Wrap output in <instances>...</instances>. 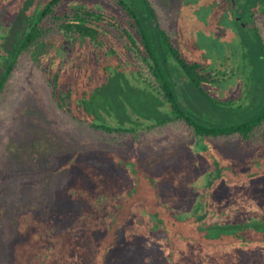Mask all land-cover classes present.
Masks as SVG:
<instances>
[{
	"label": "trees",
	"instance_id": "16d2710c",
	"mask_svg": "<svg viewBox=\"0 0 264 264\" xmlns=\"http://www.w3.org/2000/svg\"><path fill=\"white\" fill-rule=\"evenodd\" d=\"M110 1L114 3L111 6L98 0L84 3L33 0L31 5L27 4L32 8L26 18L15 22L12 41L5 35L2 42V48L6 49L0 62V97L15 69L30 58L44 74L55 109L99 132L107 142L127 136L135 139L139 132L178 123L193 137L205 140L233 137L248 140L264 129V98L260 95L258 101L251 99L257 101L253 102L255 109L244 114L241 99L213 91L215 83L230 79L233 70L211 69L209 64L184 53L180 41L160 20L153 1ZM263 2L256 4V10ZM249 11L255 12L252 7ZM253 31L255 39L248 43L245 37V41L255 43L264 65V41L257 27ZM66 46L73 58L65 51ZM177 74L216 113H221L222 121L202 119L187 109L181 100L182 83ZM104 89L106 95H102ZM253 89H248L249 94ZM261 89L264 93V85ZM136 90L142 92L148 103L156 101V105H150V112H143L146 105L134 106L129 95ZM163 105L167 108L161 109ZM140 107L143 111L136 109ZM140 118L149 122L141 125ZM207 144L219 146L214 142ZM25 148L20 157L25 165L14 169L0 167V264H107L108 249L133 202L126 200L125 190L133 177L125 163L109 155L107 159L117 163L116 171L102 172L92 161L77 163L78 153L67 155L66 164L60 166L54 164L53 154L49 158L38 154L42 151L38 145ZM205 149L208 150L207 146ZM208 151V157L212 158ZM258 157L263 161L261 168L247 175L242 169L234 176L221 168L226 186L230 188L249 174L255 178V173L263 171L264 155ZM112 160L105 161L108 170L113 168ZM61 167L67 170L65 179H55L58 183L51 184L49 190L43 189L46 176L51 180L58 178ZM215 183L206 179L203 184L200 203L197 202L202 206L200 213L197 215L196 208L182 227H172V221L177 220L171 218L167 233L183 229L182 234L204 242L222 236V242L231 244L239 239H234V230L240 229L245 240L264 242V218L255 220L253 208L242 206L244 210L240 211V205L235 208V224L220 225L224 232L216 233L210 237L212 240L198 234L199 228L208 227L206 222L215 216L212 196ZM147 209L151 211L150 206ZM168 212L171 211L161 209L156 222L163 223ZM227 231L231 237L226 235ZM258 264H264V260Z\"/></svg>",
	"mask_w": 264,
	"mask_h": 264
},
{
	"label": "rangeland",
	"instance_id": "374dc122",
	"mask_svg": "<svg viewBox=\"0 0 264 264\" xmlns=\"http://www.w3.org/2000/svg\"><path fill=\"white\" fill-rule=\"evenodd\" d=\"M32 1L0 0V62L6 49L2 48L5 35L12 41L14 24L29 15ZM43 1L45 0H41ZM84 1L86 0H73L75 3ZM98 1L109 6L114 4L110 0ZM151 1L159 13L160 20L171 35L180 41L184 53L189 57L210 64L208 54L216 53L214 55L223 58L220 62H228L226 69L233 70L231 75L228 72L231 78L219 81L215 85L219 89L216 93L241 99L244 114L247 110L255 109V101L252 100H257L260 95L264 98L261 89L264 85V65L254 42L246 46L241 44L240 37L234 31H238L235 19L228 21V16H225L222 23L212 22V15L207 16L210 9L207 6L216 0ZM258 1L262 0H254ZM239 2L243 11L253 4L252 0ZM27 4H30L29 7ZM241 22L243 21L238 22L239 26L242 25ZM257 25L264 41V16L258 17ZM247 40L249 43L250 37ZM66 49L68 56L73 58L69 46H66ZM198 49L207 56L197 54L195 51ZM227 53L230 56L229 61L225 60ZM235 54L240 55L238 63ZM213 65L223 70V67L216 63ZM177 76L179 77V74ZM179 81L182 83L179 85V93L187 109L202 119L222 121L221 113H216L202 95L195 93L190 86L188 88L187 83L180 77ZM249 88H255L251 94ZM103 91L102 95H106L107 89ZM129 97L134 106H148L144 111L141 107L136 108L145 114L151 111V104L156 105L155 100L148 103L142 92L137 90L130 93ZM126 103L128 107L129 103ZM160 108L166 109L167 106ZM226 118L224 117V121H227ZM235 119L239 118L235 116ZM140 122L141 125H146L149 121L140 118ZM207 142H214L219 146L208 147ZM35 144L42 148L38 154L48 158L53 154V160L56 162L53 163L60 166L66 164L67 155L78 153L77 163L92 161L102 172L116 171L117 163L107 159L109 155L118 162L125 163L126 170L133 177L125 190L126 200L129 198L130 202L133 199V202L129 214L124 215L125 219L116 231L114 244L108 249L107 264H258L264 260L263 240H245L240 229L234 230V239H239L233 240L231 244L222 242V236L214 240L210 238L215 237L216 233L224 232L220 225L235 224V208L239 205L240 211L244 210L242 206L253 208L255 220L264 218V170L255 173V178L249 174L250 176L238 180L230 188L223 181L225 175L221 174V168L232 172L234 176H238L241 169V172L247 175L253 169L256 171L261 168L263 161L258 156L264 155V129L248 140L238 137L205 140L193 137L184 125L178 123L157 127L151 132H139L135 139L127 136L107 142L99 132L76 123L55 109L43 72L35 62L26 58L15 69L6 91L0 97V167L14 169L25 165V160L20 158L21 154L25 147ZM56 146L57 149L54 148ZM206 146L209 151L205 149ZM203 150L213 157H208L207 152L203 153ZM107 160L114 162L110 170L108 164L105 166ZM122 163L121 165H124ZM121 170L118 168V172ZM66 172V168L61 167L58 178L53 180L47 175L43 189L49 190L51 184L58 183L55 179L64 180ZM206 179L216 182L212 195L215 216L213 220L206 222L208 227L199 228L200 232H197L212 241L204 242L191 237L192 235L182 234L183 229L167 233V223L171 218L177 220L172 221V227H182L189 221L187 219L190 218V213L196 208L197 215L200 213L202 206L198 203ZM149 206L150 212L147 209ZM163 208L171 212L165 214L163 223L156 222ZM175 223L180 224L176 226ZM230 234V231H227L228 237H231Z\"/></svg>",
	"mask_w": 264,
	"mask_h": 264
},
{
	"label": "flooded vegetation",
	"instance_id": "af4514ba",
	"mask_svg": "<svg viewBox=\"0 0 264 264\" xmlns=\"http://www.w3.org/2000/svg\"><path fill=\"white\" fill-rule=\"evenodd\" d=\"M211 2L209 4H212V5H208L207 4L208 6L207 5L206 6L210 8V9L207 8V9H209V11L207 12V16L209 14L212 15L211 16L212 22H214L215 24H219V22L222 23L224 17L228 16V18L226 19L228 21H230V19H235V25H236V28H237L238 31H236L235 29H234V31L240 37L241 44H243L245 46L249 45L245 41V37H247V38L250 37V39H253V38L255 39V34H254V31H253L254 27H257L258 30H259V26L257 25L258 17L264 16V7H261V5H258L259 6L258 10H256V8H257L256 4H258L259 1L258 2H254V0H252L253 4L250 7L254 8V10H255V12H253L252 14L250 13L249 8L247 10H244V11L241 9V7L239 5V3H240L239 0H235L234 2H233V0H224V2H222L221 0H216L213 3H211ZM232 2L234 4H232ZM239 21H243V22H241L242 25H240V26L238 24ZM259 33L261 34L260 30H259ZM195 52L197 54L201 55V56L202 55L204 57L207 56L205 52H202L199 49L196 50ZM214 54H216V53L208 54V58L210 59V64L209 65L212 64L210 66V68L211 69L212 68L213 69L214 68L220 69L219 67L213 65L214 63H216L217 65L223 67V71L224 72H227L228 68L226 69V65H227L228 62L227 63L220 62V60L222 61L223 58L217 57ZM229 54H231V52H229ZM218 56H222V55H218ZM225 56H226L225 60L229 61L230 60V56H228V53ZM235 57H236L237 63H238L239 59H240V55L239 54H237V55L235 54ZM216 84L217 83H215V85ZM215 85H214V87H212V90L217 92L216 90H219V89H217V87Z\"/></svg>",
	"mask_w": 264,
	"mask_h": 264
}]
</instances>
